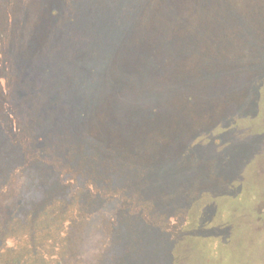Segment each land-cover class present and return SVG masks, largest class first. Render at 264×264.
<instances>
[{
  "label": "trees",
  "instance_id": "16d2710c",
  "mask_svg": "<svg viewBox=\"0 0 264 264\" xmlns=\"http://www.w3.org/2000/svg\"><path fill=\"white\" fill-rule=\"evenodd\" d=\"M246 1L0 0V264H264Z\"/></svg>",
  "mask_w": 264,
  "mask_h": 264
},
{
  "label": "rangeland",
  "instance_id": "374dc122",
  "mask_svg": "<svg viewBox=\"0 0 264 264\" xmlns=\"http://www.w3.org/2000/svg\"><path fill=\"white\" fill-rule=\"evenodd\" d=\"M247 2H251V3H254L255 5H258L259 3L262 2V0H247L246 3ZM227 3L229 5H232V6L237 5V7H238V2H236V0H227ZM239 7H241V6L239 5ZM218 63L215 65L216 68L218 67ZM7 241L9 242V240H7Z\"/></svg>",
  "mask_w": 264,
  "mask_h": 264
}]
</instances>
